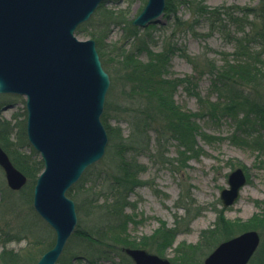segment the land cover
I'll return each mask as SVG.
<instances>
[{
	"label": "rangeland",
	"instance_id": "374dc122",
	"mask_svg": "<svg viewBox=\"0 0 264 264\" xmlns=\"http://www.w3.org/2000/svg\"><path fill=\"white\" fill-rule=\"evenodd\" d=\"M146 1L106 0L103 7L115 12L113 16L119 22H110L107 34L101 36L106 31L102 24L104 19L99 18L101 12L96 18L98 21L87 24L95 16L96 8L87 21L78 25H82V31L76 28L74 32L79 40L95 41L102 66L110 79L103 110L106 101L109 102L108 121L112 126H119L125 136L131 132L130 115L138 106L127 102L124 94L126 88L120 74L123 48L127 49L130 43L135 48L148 44L151 50L158 51L169 38L177 49L170 59L169 75L181 78L196 75L194 84L184 82L173 94L176 104L193 115L190 119L197 126L194 150L180 145L169 132H155L154 126L148 122L147 148L136 155L128 150L125 153L139 163L141 170L137 185L128 192L125 214L130 217L129 223L125 232L117 230V237L122 239L126 235L138 243L164 224L175 231L172 246L163 254L153 251L157 244H150L151 249L145 250L169 259L170 264L173 260L180 264V253L187 255L188 264H203L217 245L209 251V233L203 238L202 233L211 230L222 215L234 223L233 236L246 230L257 231L260 243L247 264H264V110L258 109L262 113L259 116L246 106L235 111L223 109L225 100L214 89L211 76L204 67L208 62L220 66L225 56L231 58L234 38L239 35L237 26L222 13L230 12L234 6L254 7L260 0H191L197 4L202 2L208 9L220 8L218 19H222L223 28L205 14L194 12L196 3L192 8V5L178 3L179 0H171L175 10L167 11L165 7L156 22L145 27L133 25L132 19ZM177 17L185 24H175ZM131 32L137 33L136 39L133 36L126 39ZM90 33L97 35L98 39L102 37L100 46L104 57ZM140 58L144 59L145 53ZM120 106L130 109L128 117ZM0 119L18 125L13 130L19 135L15 144L29 157L26 158L29 164L40 160V153L29 143L27 135V142L24 140L20 130L25 123L26 134L25 97L0 93ZM108 144L109 139L101 159L88 166L71 185L70 193H66L74 201L77 222L57 264L59 260L61 264H134L121 250V245L110 242L114 246H102L91 241L93 236H83L86 231L92 233L108 221L106 212L101 209V205L110 202L114 196L112 179L107 173H119L113 145L107 153ZM236 167H242L247 182L236 202L223 207L220 192L228 188V175ZM27 183L19 190L10 189L0 168V252L11 250L21 263L32 264L40 252L55 241V232L35 211L32 185ZM105 228V235L111 238V229L107 225ZM195 248V253H190Z\"/></svg>",
	"mask_w": 264,
	"mask_h": 264
},
{
	"label": "water",
	"instance_id": "95a60500",
	"mask_svg": "<svg viewBox=\"0 0 264 264\" xmlns=\"http://www.w3.org/2000/svg\"><path fill=\"white\" fill-rule=\"evenodd\" d=\"M105 0H0V93L25 97L26 135L40 153L32 204L54 230L55 241L35 264H57L77 215L67 190L84 170L104 155L108 142L101 121L110 79L95 41L74 32ZM166 0H147L132 24L156 22ZM0 168L12 190L26 175L0 145ZM247 177L242 167L228 175L220 192L223 207L239 198ZM260 243L255 230L220 242L203 264H247ZM134 264H170V260L139 247H123Z\"/></svg>",
	"mask_w": 264,
	"mask_h": 264
},
{
	"label": "trees",
	"instance_id": "16d2710c",
	"mask_svg": "<svg viewBox=\"0 0 264 264\" xmlns=\"http://www.w3.org/2000/svg\"><path fill=\"white\" fill-rule=\"evenodd\" d=\"M178 3L186 6L192 5V8H194L193 4L196 2L193 3L191 0H179ZM99 6L94 12L95 16L92 17L87 24H93L98 14L101 12V17L99 18L104 19L102 24L103 27H106V31L103 32L101 36H105L109 23H118L119 20L117 17L113 16L115 12L103 7L104 1L101 2ZM174 7L175 6L172 7L171 0L166 3L167 11L172 8L173 10L171 11H174ZM195 7L197 10L194 9V12L205 14L212 18L213 22L217 21L220 23L219 26H221V28L224 27L222 19H218L220 8L208 9L202 2L195 5ZM222 14L225 15V19H229L237 26V33L239 32V35L234 38V48L229 54L231 58L225 56L220 66H217L213 62H208L204 66L205 71L210 74L214 89L217 90L220 93V97L225 100L223 101V109L235 111L242 106H246L260 116L259 113H261V111L259 112V110H264V0H260L254 7L234 6L233 10L230 12L224 11ZM98 20L99 19L96 21ZM104 22H106V24ZM177 22L185 24V21H181L178 17L175 24H177ZM132 28L136 29L134 26ZM77 31H82V25L77 27ZM89 35L96 40L97 47L100 49L99 53L104 57L100 46L102 44V37L98 39V36L93 33ZM130 36L136 39L137 33L133 34L131 32L127 34L126 39ZM175 47L168 38L158 51L151 50L148 44H146L145 47L137 46L135 48L132 43L129 44L127 49L123 48L121 51L120 74L126 88L124 94L127 98V102H133L138 107L133 114L130 115L131 132L127 136L123 135L122 129L119 126H112L109 123L107 118L109 102L106 101L105 110H103L101 115V121L107 131L109 139L107 153L113 145L112 151L117 161V170L119 173H107L113 180H111V184L114 189V196L110 202L107 201L103 203L101 209H104L106 212L108 221L101 227H97L92 233H87L86 231V233L83 234V236L86 234L91 235V237L93 236L94 238H92L91 241L96 244L110 246V242H113L121 245V250L123 247L151 249L150 244H157V247H153V251L158 254H163L167 248L172 246L171 243L175 231L167 228L164 224L158 227L148 238L141 239L138 243L131 241L126 235L122 239L118 238L117 230H119V233L125 232V227L127 223H129L130 217L125 214V208L128 206V192L137 185V177L141 170L139 163L129 158V156H125V153L132 151L136 155L143 152L144 148H147L146 126L148 122L154 126L155 132L161 130L163 133H171L172 136L178 140L180 145L187 147L191 151L194 150V146L196 145L195 136L197 133V126H194V123H192L190 119L193 115L183 111L173 98L176 89L184 82L194 84L193 79L196 75L182 78L169 75L170 59L177 50ZM143 53H145V58L141 59L140 56ZM104 62L107 65V61L104 60ZM120 107L122 108V113L127 114L128 117L130 109H126V107L123 106ZM0 122V145L6 151L12 163L26 175L27 185H32L31 189H33L36 178L43 168V162L40 159L29 164V157L20 152L18 150L19 147H16L15 144L19 135L13 132V130L18 125L2 119H0ZM20 130L23 131L22 135L26 141L25 123H23ZM70 191L71 188L68 190L67 194H69ZM106 225L108 229H111V238L105 235ZM234 226V223L228 222L222 215H219L214 227L202 233V238L209 233L210 237L207 239L208 250L211 251L222 240L231 238L234 234ZM53 244L54 241L44 248L39 256L47 249L51 248ZM111 246L114 245L111 244ZM196 248L190 251V253H195ZM180 254L181 258L179 263L188 264L187 259H185L187 255L185 253ZM39 256L36 258L37 260ZM36 261L32 264H35ZM173 263L175 264L174 260L173 262L171 261V264ZM0 264L24 263L19 261L16 253L4 249L0 252ZM59 264H61L60 260Z\"/></svg>",
	"mask_w": 264,
	"mask_h": 264
}]
</instances>
